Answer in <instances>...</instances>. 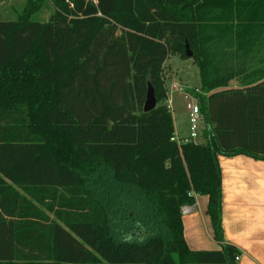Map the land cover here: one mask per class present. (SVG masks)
Masks as SVG:
<instances>
[{
	"label": "trees",
	"instance_id": "obj_1",
	"mask_svg": "<svg viewBox=\"0 0 264 264\" xmlns=\"http://www.w3.org/2000/svg\"><path fill=\"white\" fill-rule=\"evenodd\" d=\"M52 1L48 21L30 17L33 6L0 19V264H237L219 156L264 159V67L220 52L212 62L229 44L210 32L214 10L230 0ZM244 20L259 42L261 18ZM187 43L206 143L173 139L166 104L164 64L188 58ZM149 84L158 104L145 112ZM64 150L80 168L58 163ZM195 194L209 197L221 249L185 239Z\"/></svg>",
	"mask_w": 264,
	"mask_h": 264
},
{
	"label": "crops",
	"instance_id": "obj_2",
	"mask_svg": "<svg viewBox=\"0 0 264 264\" xmlns=\"http://www.w3.org/2000/svg\"><path fill=\"white\" fill-rule=\"evenodd\" d=\"M251 5H254L253 8ZM224 7L226 17L234 18L237 24L241 19L252 17L261 18L259 23L261 40L251 42L252 37L245 30L248 24L238 23V30L231 31L232 42L225 50L238 51L239 58L235 63L247 66L264 67V0H230ZM258 7V8H255ZM234 23V24H235ZM235 26V27H236ZM256 33V32H254ZM225 42V40H224ZM229 42V43H230ZM243 52H249L244 56ZM257 52H263V57ZM178 57L168 58L165 65ZM175 71V63L171 62ZM168 68H165V73ZM175 77V72L172 73ZM165 74L166 86L170 82L174 92L176 77ZM230 82L231 87H238L242 83ZM238 81V80H237ZM174 100L169 95L166 104L173 109ZM173 114V113H172ZM174 119V117H173ZM175 134L177 131L174 119ZM222 170V225L224 241L235 245L240 251L237 264H264V159H257L247 154L233 156H219ZM208 195L195 194V202L188 205L189 210L183 212L184 236L193 250L221 249V244L214 236V229L210 216L207 214Z\"/></svg>",
	"mask_w": 264,
	"mask_h": 264
},
{
	"label": "rangeland",
	"instance_id": "obj_3",
	"mask_svg": "<svg viewBox=\"0 0 264 264\" xmlns=\"http://www.w3.org/2000/svg\"><path fill=\"white\" fill-rule=\"evenodd\" d=\"M220 3H223L222 0ZM33 9L30 11V17L33 19H39L41 21H48L54 12V4L52 0H2L0 1V19L4 20H19L21 16H24L27 14L26 12L28 11V8L32 7ZM222 9V10H221ZM225 10H230L226 9L223 6H219L217 9H215L214 13L216 15H219V17L222 18L221 21L218 23L216 22L215 24L217 27H215L213 30L210 32H215L214 38L218 37L221 38V44L222 42H227L229 43L231 41L229 36V33L234 30H238V23L245 24L246 20L242 19L240 22L237 24L234 22V18L231 19L230 17H226L227 11ZM235 23V24H234ZM236 26V27H235ZM247 27V26H246ZM224 42V43H225ZM220 43V42H218ZM218 46L213 47V53L215 55L213 56L212 62L214 64H220L219 62L222 63L221 54L229 61L235 63V59L238 60L239 58V52L236 51H224L225 47H229V44L223 45V47L219 44ZM215 48V49H214ZM191 49V46H190ZM221 49V50H220ZM217 52H220L221 54H217ZM230 52V53H229ZM229 53V54H227ZM175 56H171L169 58H174ZM178 57V64H176L175 59H172V61L175 63V71H173L174 67L172 65V61L168 63V65L164 64V76L166 73L170 74V77H174L172 75L173 72L176 74V79L182 81V82H177L175 84V87L177 86V89L183 88V91H177L174 92L172 89L171 83L168 82V88H169V95L172 97L174 100L173 103V109H171L173 113V117L176 122L177 126V131H176V137L177 138H188L190 136V118H189V110L187 108V103L189 101L193 100L192 96H187V92H189L192 95H196L195 97L199 101V97L204 94V88L202 85V73H201V67L199 63L195 60V58L188 57V58H182L180 56ZM166 63V62H165ZM165 68H168V70L165 73ZM174 77V78H175ZM238 80V79H237ZM234 83L238 84L239 80ZM200 95V96H199ZM200 125L202 128H204L205 123L204 121L200 122ZM199 143H206L207 138L201 133L200 136L198 137ZM72 155L71 151H62V152H57V159L58 163L60 164H67V165H72V166H78L80 168L81 161H72L70 162V156ZM183 214V210H182ZM215 236V232H214ZM189 245V244H188ZM190 247V246H189ZM191 248V247H190Z\"/></svg>",
	"mask_w": 264,
	"mask_h": 264
},
{
	"label": "built area",
	"instance_id": "obj_4",
	"mask_svg": "<svg viewBox=\"0 0 264 264\" xmlns=\"http://www.w3.org/2000/svg\"><path fill=\"white\" fill-rule=\"evenodd\" d=\"M177 89V86L175 87ZM180 91H183V88H179ZM187 96H192L193 100L189 101L187 103V108L189 110V118H190V136L188 138H177L176 135L173 139L177 140L178 142L181 141H185V142H195L198 143V137L200 136V134L202 133L204 135V129L206 127V124L204 126V128H202V126L200 125L201 121H204V116L202 114L201 111V106L199 101L197 100V98L190 94L189 92H187ZM205 123V121H204ZM183 212H186L189 210L188 205L184 206L182 208ZM237 260L240 259V255H238L236 257Z\"/></svg>",
	"mask_w": 264,
	"mask_h": 264
},
{
	"label": "water",
	"instance_id": "obj_5",
	"mask_svg": "<svg viewBox=\"0 0 264 264\" xmlns=\"http://www.w3.org/2000/svg\"><path fill=\"white\" fill-rule=\"evenodd\" d=\"M186 55L188 57L193 56V51L190 49V45L187 43L186 45ZM158 99L156 97L155 88L152 84H149L148 91H147V98L144 105V111L148 112L157 107Z\"/></svg>",
	"mask_w": 264,
	"mask_h": 264
}]
</instances>
